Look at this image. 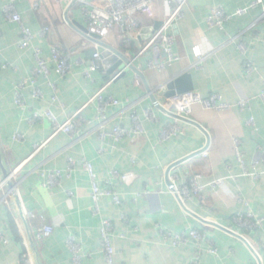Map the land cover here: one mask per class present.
Wrapping results in <instances>:
<instances>
[{"label":"crops","instance_id":"obj_1","mask_svg":"<svg viewBox=\"0 0 264 264\" xmlns=\"http://www.w3.org/2000/svg\"><path fill=\"white\" fill-rule=\"evenodd\" d=\"M84 1L98 7H105L107 3L106 0ZM6 2L0 0V177L4 176V171L10 174L16 170L11 183L22 209L37 216L28 220V226L40 263L70 264L66 240L73 237L85 254L81 264H105L99 235L101 217L110 220L113 226L115 264H192L196 258L200 264H258L243 242L202 223L197 216L248 236L264 264V223L262 230L247 231L234 222V216L246 212L264 219V101L260 98L264 90V23L258 21L261 9H248L244 15L227 22L223 30H208L205 18L217 0H189L183 18L168 30L175 38L172 52L179 60L158 72L148 68L152 51L141 55L139 52L148 40L142 36L149 33L151 36L150 28L156 24L159 28L163 21L159 2L155 4L154 20L135 17L140 35L132 32L123 39L115 29L103 39V43L118 51L135 69L107 86L112 76L102 63L101 69L90 79L82 76L91 64L93 46L80 34L86 28L80 2L71 7L68 15L72 27L61 23L62 5L47 2L44 9L53 18L55 29L41 38L38 33L44 22L32 9V0H18L16 11L36 35L34 45L42 50V57L48 60L53 46L69 56L71 71L62 78L50 65L49 80L56 87L53 92L42 76L33 77L32 51L18 49L19 29L4 17L2 7ZM250 2L225 0L222 7L232 13L238 8H247ZM201 36L218 50L196 66L192 49ZM239 42L247 47L244 56L238 52ZM159 59L164 60V57ZM3 63L8 67L2 69ZM246 63L255 68L253 74H245ZM183 73L190 74L192 92L201 98L216 94L221 102L233 106L230 110L215 112L195 103L188 119L205 133L191 123L166 116L155 107V104L163 106L167 99L160 95L161 87ZM27 78L35 80L42 97L35 99L31 91L26 90L22 94L24 106L19 107L15 103V87ZM104 87L105 96L120 102L119 106L107 110L105 130L115 125L130 129L129 117L135 112L142 122V135L126 136L118 143L100 137L96 102L90 99ZM240 101L247 102L243 110L235 106ZM47 108L59 122L78 113L79 136L73 138L63 133L52 136L48 122H30L34 113L42 114ZM149 109L155 117L153 121L145 117ZM250 118L253 125L248 124ZM168 124L179 127L180 133L159 143L160 131ZM15 134L23 135V140L14 141ZM36 145L42 147L35 151ZM235 148L241 152L242 165L235 158ZM203 150L167 173L176 162ZM69 158L76 162L89 161L101 188L109 186L111 172L132 173L127 182L111 180V188L120 195L121 205L117 207L110 199L103 198L100 216L94 215L89 178L78 164L68 172ZM53 171L60 172L57 184L42 187ZM194 174H199L205 184L215 180H223V183L187 200L185 207L191 215L183 210L169 189L173 177L176 187L181 189ZM4 191L10 206L8 210L0 201V230L8 241L0 244V264H27L28 252L12 193L7 186ZM10 222L18 230L20 240L14 239ZM41 226H51L53 232L46 239L36 241L35 234ZM189 230L200 232L204 240L176 247L164 238V233L186 236ZM209 245L217 249V256L206 252Z\"/></svg>","mask_w":264,"mask_h":264},{"label":"built area","instance_id":"obj_2","mask_svg":"<svg viewBox=\"0 0 264 264\" xmlns=\"http://www.w3.org/2000/svg\"><path fill=\"white\" fill-rule=\"evenodd\" d=\"M18 0H7L3 4L2 10L5 19L14 23L18 26L20 40L17 43V47L20 50H31L33 58L35 61V69L33 71V77L42 76L46 81L47 86H49L53 92H55V84L49 80L50 76V65L53 67V71L59 77H64L71 71V66L69 64V56L57 46H53L50 49V57L48 60L42 57V50L34 45V39L36 35L23 23L21 16L16 11L15 5ZM225 0H217V3L211 8L209 14L205 18V24L208 30L218 29L223 30L224 25L229 22L232 18L236 16L244 15L248 9L260 8L261 15L258 21L264 23V0H251L247 8H238L232 13H227L222 4ZM47 2L52 5H62L61 11V23L65 26L72 27V23L68 19L71 7L80 2L82 4V14L85 18L86 28L83 38L93 46L92 51V61L89 67L82 73L85 78H91L94 72L101 69L100 53L97 51V44H95L92 39L98 37L101 40L106 38L113 30H118L119 35L126 39L132 32H138L140 35L138 23L135 17H141L148 20H154L155 18V4H161L164 18L160 27L153 30L151 36L148 38L146 43L142 46L139 55L143 54L147 50H151L153 57L148 63V68L150 70H155L158 72L165 71L167 68L172 66L173 63L179 60L177 56L172 52V45L174 44L175 38L173 35L168 34V30L172 28L180 19L183 18V10L188 4L189 0H106L105 7H98L91 5L84 0H32V9L43 19L44 25L40 32L39 37H47L54 29L55 23L53 18L49 13H46L44 7ZM232 41V40H231ZM238 52L241 56H244L247 52V47L244 43L239 42L237 44ZM218 49L210 47L207 39L204 36L198 38L197 44L192 49V53L196 59L195 65L200 63L205 57L211 56L217 52ZM1 51V50H0ZM164 57V60H160L159 57ZM8 67L7 63L1 65L2 69ZM255 68L246 63L245 74H253ZM116 77H111L107 82V86L116 80ZM106 86V87H107ZM104 87L93 95L90 101L96 102V120L98 122L97 130L101 138L108 137L114 143H118L123 140L126 136H140L144 133L142 127V122L135 112L130 114L131 128L124 129L119 125L113 126L109 131L105 130L107 124L106 112L111 107H117L120 102L113 98L112 96L104 95ZM30 90L32 97L35 99H40L42 97L41 91L35 86V80L33 78H27L21 80L15 87V103L19 107H23L24 103L22 101V94L24 91ZM260 98L264 101V90L260 94ZM56 100L53 96L52 101ZM195 103H199L205 110H213L215 112H222L230 110L233 106L221 102L220 98L216 94H212L207 98H201L195 92H185L181 94H175L174 96L167 98L163 106L155 104V107L162 110L166 116L171 117L169 114H175L178 117L187 118L192 112V106ZM240 109H245L247 107L246 101H240L237 105ZM145 117L151 121L155 119L153 112L149 109L145 111ZM46 121L50 124L52 130V136L56 134H67L73 138L79 136V118L78 113L72 114L64 122H59L57 118L52 114L49 108L45 109L42 114L34 113L30 119V122L36 121ZM178 120V119H177ZM181 121V120H179ZM249 125H253V119L248 120ZM180 133V128L168 124L163 127L159 135V143H164L171 138L177 136ZM23 135L15 134L13 136L14 141H22ZM42 146H34L35 151H38ZM235 158L242 165V156L238 148H235ZM78 164L81 169L86 173L90 181L91 187V202H92V212L96 216H100V201L103 198H108L111 202L119 207L121 205L120 195L111 188V180H118L119 182H127L132 178V173L119 174L117 172H111L110 179L107 184L108 187L101 188L96 179L93 165L85 160L81 159L76 162L73 159H68L67 171L72 172L74 167ZM16 170L12 173H8L6 177H0V201L5 208L9 210V202L7 200V194L4 191L7 183L13 178ZM70 174V173H69ZM44 178L43 174H40ZM60 177L59 171H53L48 175V180L42 187L49 188L57 184V179ZM201 176L199 174H194L191 176L189 183L181 189L176 187L175 178L171 182L169 191L179 198L180 201L185 205V202L191 197H199L205 190H214L220 187L223 180H215L210 183H202ZM23 214L26 219H35L37 216L29 211L23 210ZM41 219L42 217L39 216ZM234 222L237 223L241 228L247 231L262 230L264 219L254 218L250 212L245 214H237L234 216ZM53 232L51 226H41L37 229L35 234L36 241H42L49 237ZM99 235L100 242L102 245V254L105 260V264H115V251L112 244L113 238V226L110 220L100 217L99 225ZM164 238L173 246H181L189 241H194L197 244L202 242L205 238L200 232L196 230H189L185 235H172L170 233H164ZM34 241V240H33ZM7 238L5 234L0 230V244H6ZM35 242V241H34ZM66 246L71 254L70 264H81L85 254L83 250L79 247L73 237H69L66 240ZM206 252L210 255L217 256V249L209 245ZM192 264H200L199 260L196 258L192 261Z\"/></svg>","mask_w":264,"mask_h":264},{"label":"water","instance_id":"obj_3","mask_svg":"<svg viewBox=\"0 0 264 264\" xmlns=\"http://www.w3.org/2000/svg\"><path fill=\"white\" fill-rule=\"evenodd\" d=\"M159 25L156 24L154 27L150 28V31L158 29ZM146 30H144L145 32ZM85 30L80 31V34L84 36ZM150 37V33L148 35H144L142 36V39L146 40L147 38ZM92 41L97 44V51L100 53V60L102 63V66L105 70H107V73L110 74V76L112 77H116V79H118L119 77H122L123 75H125L126 73H128L130 70L135 72V69L133 68V66L124 58V56H122L118 51L114 50L113 48L107 46L105 43H103V40H101L98 37H94L92 39ZM92 54V52H91ZM141 79L144 81L142 75L139 73L138 74ZM193 84L191 81V76L188 73H183L182 75L178 76L177 78L171 80L170 82H168L167 84H165L163 87H161L160 89V95L164 96V98H170L172 96H174L175 94H181V93H185V92H192L193 91ZM148 92H150L148 90ZM150 98L152 101H155V98L153 97L152 94H150ZM170 116L187 122V123H191L192 125H195L196 127H198L201 131H204V129L202 127H200L199 125H197L196 123L190 121L187 118H182V117H178L175 114H169ZM203 151L200 152H196L194 154H191L189 156H187L186 158H183L182 160H180L179 162H176L175 164H173L172 166H170L167 169V173L170 171V169L176 165L181 164L182 162L189 160L190 158L201 154ZM4 177L7 176V173L4 171L3 172ZM12 193V198L14 201V205H15V211H16V215H17V219L21 228V235L23 237L24 240V244L26 246L27 252H28V258L29 261L27 264H41L39 261V257H38V252H37V247L35 242L33 241V238L30 234L29 231V226L27 223V219L25 218L24 214H23V209L21 206V203L18 199L17 193H16V189L14 187V185L9 181L6 185ZM178 202L180 203L181 207L183 208L184 211H186L187 213L193 215L189 210L186 209L185 205L180 201L179 198H177ZM196 218H198L202 223L207 224L209 226L212 227H216L224 232H227L228 234L232 235L233 237L237 238L238 240H240L241 242L244 243V245L248 248V250L252 253V255L254 256V258L257 260L258 264H261V258L258 254V252L256 251V249L253 247V242L252 240L246 236V235H240L236 232H233L229 229H226L220 225H217L213 222L210 221H206L203 220L197 216H195Z\"/></svg>","mask_w":264,"mask_h":264},{"label":"trees","instance_id":"obj_4","mask_svg":"<svg viewBox=\"0 0 264 264\" xmlns=\"http://www.w3.org/2000/svg\"><path fill=\"white\" fill-rule=\"evenodd\" d=\"M27 223H28V219H27ZM9 225H10L11 233H12L14 239H15V240H20L21 237H20V235H19V233H18V230H17L16 227L14 226V224H13L12 222H10ZM247 233H248V232H247Z\"/></svg>","mask_w":264,"mask_h":264}]
</instances>
